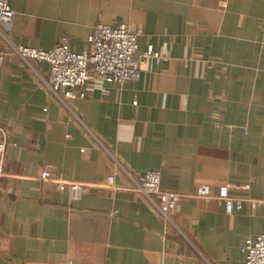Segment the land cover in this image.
Here are the masks:
<instances>
[{
	"label": "crops",
	"instance_id": "obj_1",
	"mask_svg": "<svg viewBox=\"0 0 264 264\" xmlns=\"http://www.w3.org/2000/svg\"><path fill=\"white\" fill-rule=\"evenodd\" d=\"M7 3L13 44L81 52L97 24L128 25L162 58L135 82L89 79L73 113L43 86L46 64L0 61V264H245L263 205L228 215L193 194L241 183L234 194L264 199V0ZM147 170L184 195L176 226L135 191L128 173ZM57 182L86 192L72 201Z\"/></svg>",
	"mask_w": 264,
	"mask_h": 264
},
{
	"label": "built area",
	"instance_id": "obj_2",
	"mask_svg": "<svg viewBox=\"0 0 264 264\" xmlns=\"http://www.w3.org/2000/svg\"><path fill=\"white\" fill-rule=\"evenodd\" d=\"M14 17L15 13L7 0H0V37L4 41V46L0 48V61H4L9 55H16L27 64L32 62L46 64L48 74L47 77H41L43 86L54 99L72 113L71 103L86 97L84 87L89 79L96 78L108 84L135 82L140 78L141 64L144 60L161 61L162 58L153 46L141 50L138 41L143 35V29L128 25L97 24L87 40V47L81 52L73 50L67 42L60 43L48 51L13 44L3 35L1 29L8 27ZM4 151L5 144L0 143V153ZM128 175L134 183L135 191L148 199L165 222L176 226L174 216L181 210L184 195L163 190L161 173L158 170H147L138 175L128 173ZM42 178L43 180L52 178L49 168H45ZM107 180L112 183L115 177L110 175ZM56 185L57 189L61 193L68 194L72 201L81 200L86 192L85 186L76 182H57ZM248 190L249 186L241 183H227L217 191L210 185H203L196 189L193 197L217 201L224 206L228 215L240 211L247 200L253 205L262 204L264 207V199H249L234 194ZM241 252L245 257V264H264V213L261 232L255 238L247 237Z\"/></svg>",
	"mask_w": 264,
	"mask_h": 264
}]
</instances>
